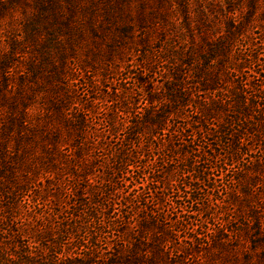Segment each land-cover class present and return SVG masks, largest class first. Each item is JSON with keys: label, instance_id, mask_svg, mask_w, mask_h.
I'll use <instances>...</instances> for the list:
<instances>
[{"label": "trees", "instance_id": "1", "mask_svg": "<svg viewBox=\"0 0 264 264\" xmlns=\"http://www.w3.org/2000/svg\"><path fill=\"white\" fill-rule=\"evenodd\" d=\"M257 1L226 0L248 11L229 25L231 39L215 41L202 69L191 72L182 50H151L144 42L129 50L135 62L126 58L101 78L90 75L88 91L104 79L118 83L110 91L103 85L100 111L71 96L85 69L50 67L63 91L53 104L66 140L48 132L46 171L29 163L32 177L0 176V264H264V215L260 203L249 205L264 197V19L256 18ZM180 8L186 15L187 4ZM22 57L13 46L0 51L1 101L13 94L10 67ZM127 74L138 88L136 103L121 84Z\"/></svg>", "mask_w": 264, "mask_h": 264}, {"label": "rangeland", "instance_id": "2", "mask_svg": "<svg viewBox=\"0 0 264 264\" xmlns=\"http://www.w3.org/2000/svg\"><path fill=\"white\" fill-rule=\"evenodd\" d=\"M51 1L53 7H47L45 0H0V51L7 52L13 46L16 54L23 56L19 64L14 62L10 67L13 94L7 96V101L0 99V176L9 170L15 182L21 181L23 175L34 176L25 168L26 164L33 165L34 172L48 169L43 152L50 147L45 139L50 130L61 131L66 140L65 128L60 122V105L53 104L62 98L63 91L49 77L53 75L52 65L56 72H62L65 62L85 69V73L76 77L74 83L78 89L74 88L76 91L71 96L89 108L99 107L100 111L107 100L103 85L110 91L113 87L119 88L118 83L104 79L101 87L88 91L84 83L90 75H95L91 76L93 79L101 78L104 69L113 64L123 65L126 58L135 62L129 50L139 48L144 42L151 50L156 47L158 51L169 47L182 50L181 57L191 63V72L196 66L202 69L215 41L231 39L229 25L242 20L248 11L247 4L227 5L226 0ZM182 2L187 4L186 15L180 8ZM257 3L256 18L264 19V0ZM252 31L256 37L258 30ZM49 51L53 52L51 56ZM160 55L164 59L169 56ZM165 67L171 69L168 63ZM34 69L39 72L36 76L32 73ZM21 72L25 73L23 80L19 79ZM132 76H123L126 79L121 84L128 88L130 100L136 103L138 88ZM192 81L196 82V78ZM18 89L19 96L14 94ZM69 100L67 108L71 110L73 99ZM64 177L62 174L60 179ZM258 203L264 215L262 195L250 200L249 205ZM241 210L246 211V207ZM247 244L250 245L249 241ZM238 257L243 261V255Z\"/></svg>", "mask_w": 264, "mask_h": 264}]
</instances>
